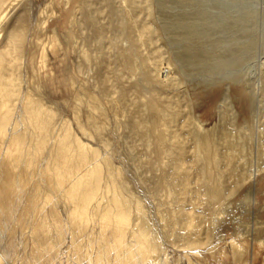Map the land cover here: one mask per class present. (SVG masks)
Segmentation results:
<instances>
[{
  "label": "bare ground",
  "instance_id": "obj_1",
  "mask_svg": "<svg viewBox=\"0 0 264 264\" xmlns=\"http://www.w3.org/2000/svg\"><path fill=\"white\" fill-rule=\"evenodd\" d=\"M22 1L0 0V165L11 177L21 170L18 177L22 182H26L29 171L32 176L39 174L46 180V199L50 192L64 193L73 205L69 216L78 232L85 226L88 205L106 174L112 184V197L102 209L97 203L98 211L91 216L99 212V225L113 228L112 243L102 240L105 243L98 247L92 263L101 264L102 254L113 253V264H157L158 252L163 249L138 200L133 226L129 227L130 203L113 182L115 177L123 179L121 169L101 158L98 148L81 141L69 120L56 125L50 106L23 90L26 10H18ZM152 5L153 0H81L70 17L69 29L85 31L84 40L93 45L90 54L88 50L77 52L78 67L90 65L101 82L111 84L107 85L110 89H119L116 92L120 101L130 93L136 94L134 101L145 99L138 105L144 110L129 118V134L154 156L150 163L159 175L151 195L163 234L176 235L179 247L193 249L203 246L197 237L201 229L205 234L211 229L212 233L222 217L220 209L245 185L250 187L243 202L252 209L257 186L264 177V2L224 0L216 11L204 9V24L178 28L196 33L208 28L229 30V49H221L223 52L215 59L204 51H176L174 58L188 68L215 69L214 75H191L193 79L218 83L233 80L241 71H258L256 91L248 76L235 81H242L250 93L251 123L234 129L236 116L228 86L218 103L219 124L228 118L229 143L224 142V127L214 124L204 129L192 117L185 118L187 93L179 87L181 80L159 44L164 28L153 23ZM172 14L174 20L186 17L185 13ZM38 22L41 27L46 25L43 11ZM180 100L186 105H180ZM73 119L83 131L78 111ZM234 132L239 135L234 136ZM27 134L33 147H25ZM100 140L108 149V141L103 136ZM109 190L106 187V192ZM127 229L133 241L130 244L125 243ZM242 237L245 247L229 242L234 263L264 264V255L262 262H257L264 252V221L246 224ZM72 243L79 258L75 238ZM252 247L256 252L250 257ZM184 256L187 264H192L188 255Z\"/></svg>",
  "mask_w": 264,
  "mask_h": 264
},
{
  "label": "rangeland",
  "instance_id": "obj_2",
  "mask_svg": "<svg viewBox=\"0 0 264 264\" xmlns=\"http://www.w3.org/2000/svg\"><path fill=\"white\" fill-rule=\"evenodd\" d=\"M80 1L23 0L18 7V10H26L23 90L41 97L50 106L56 125L61 120H69L72 130L81 141L98 148L101 158H107L114 167L121 169L123 179L115 177L113 182L130 203L129 227L133 226L138 200L155 231L160 248L163 249L158 252L157 264H187L184 254L188 255L192 264H235L229 242L233 240L245 247V239L242 237L244 226L255 221H264V177L257 186L252 209L243 202L245 192L250 187L245 185L220 209L222 217L216 222L213 232L210 229L205 234L204 229H201L197 237L203 246L184 249L179 247L181 242L176 235L165 236L151 195V191L157 188L156 179L159 175L150 163L154 156L130 136L128 128L130 116L137 117V111L141 113L144 110H140L138 105L142 104L141 101L145 102V99L136 98L134 101L136 94L130 93L125 100L120 101L116 92L119 89H110L107 85L111 84L101 82L94 70L90 69V65L84 63L78 67L77 52L88 50L90 54L89 49H93L92 43L84 40L85 31L77 27L69 29L70 17ZM223 2L224 0H153L151 19L158 28H164L159 34V44L172 71L181 80L179 87L182 89L183 86L187 93L185 118L192 117L204 129H210L214 124H218V128L224 127V142L229 143L228 118L219 124L218 103L228 86V95L236 116L234 129L251 123L250 93L242 81L247 76L250 77L256 91L260 81L258 71H241L233 80L203 82L193 79L191 75L207 77L214 75L215 69L188 68L174 58L176 51L180 49L204 51L208 55L212 54V59L223 52L221 49H229V30L208 28L196 33L193 30L178 29L186 24H204V9L213 11ZM40 11L44 13V27L38 22ZM172 12L185 13L186 17L174 20ZM110 69L113 70L114 66L111 65ZM241 78V82H235ZM179 87L178 90L181 91ZM181 104L186 105V101L180 100ZM91 109L94 111V118L88 119ZM75 111L79 112L83 131L73 119ZM102 128L103 133L100 134ZM232 134L239 135L238 132ZM101 136L108 141V149L101 143ZM25 147H33L29 134L25 138ZM21 164L23 166L24 162ZM19 172L11 177L3 164L0 165L2 263L90 264L91 261L93 264L101 243H112L113 228L99 225V212L91 216L94 211H98L97 203L98 208L102 209L112 197V184L106 174H103L104 178L99 183L95 199L88 205L85 226L78 232L69 216L73 205L66 200L64 193L58 190L50 192L46 199V180L37 173L32 176L29 171L26 182H22L18 177ZM106 187L110 188L109 192H106ZM129 231L127 229L125 234L127 244L133 243ZM73 238L78 245L79 258H76L73 248ZM254 252L255 249L250 248L249 256ZM262 255L264 252L260 254L261 257L258 256L257 262H262ZM101 261V264H113V253L102 254Z\"/></svg>",
  "mask_w": 264,
  "mask_h": 264
}]
</instances>
